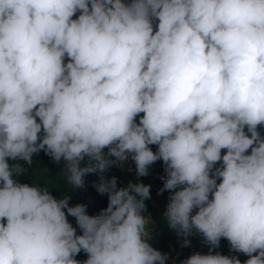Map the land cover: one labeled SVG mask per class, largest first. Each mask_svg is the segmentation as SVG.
Here are the masks:
<instances>
[{
    "label": "clouds",
    "instance_id": "obj_1",
    "mask_svg": "<svg viewBox=\"0 0 264 264\" xmlns=\"http://www.w3.org/2000/svg\"><path fill=\"white\" fill-rule=\"evenodd\" d=\"M261 127L264 0H0V264L169 260L144 214L151 185L101 176L108 204L89 215L14 178L41 151L74 189L162 161L157 195L170 193L163 217L181 247L195 230L264 264ZM181 264L242 262L210 249Z\"/></svg>",
    "mask_w": 264,
    "mask_h": 264
},
{
    "label": "trees",
    "instance_id": "obj_2",
    "mask_svg": "<svg viewBox=\"0 0 264 264\" xmlns=\"http://www.w3.org/2000/svg\"><path fill=\"white\" fill-rule=\"evenodd\" d=\"M125 2H130V0H125ZM138 119L139 118H137V120ZM259 130L264 134V127H261ZM150 147H152L153 151L156 150L155 145ZM107 151V149L104 150L106 156ZM107 158L115 160V157ZM87 163L88 161H83L81 166L83 167ZM119 166H110L103 173L97 171L95 173L86 174L83 177L84 186L82 188L74 189L73 186L69 184L66 176L62 174V165H57L49 156L41 151L38 155L33 157V164L30 167L25 165L28 169L25 175L14 178L20 183H28L29 185L36 183L39 184L41 188L47 186L51 194L57 199L69 195L71 196L69 206L84 204L87 206V214L93 216L99 214V212L106 208L108 204L107 194H100L94 186L101 182V176H103L104 180L116 177L118 187L126 186L129 181L137 182V180H139L144 184L151 185V199L145 201L147 211L144 214L146 216L149 215L155 222L154 239L152 241L153 247L160 250L162 253L179 248L185 250L191 248L193 253L200 252L201 254H208L211 249L213 254L219 252L228 256L236 255L243 264L245 261L243 256L246 255L230 251L229 242L226 239H221L219 248H212L211 245L205 242L204 237L195 230L193 235L189 237L191 246L181 247L182 239L178 238L175 232L168 228L167 222L163 217L170 193L165 191L162 195H157L158 190L163 186V181L160 179V177L164 175L162 161H157L150 166L148 176L139 178L135 175V165L131 161L124 162ZM130 168L132 171H129ZM44 169H47L48 171H45ZM68 220L74 227H76V220L74 217L69 216ZM77 234H80L78 228ZM76 259L80 261L86 260L87 254L81 251V253L76 256Z\"/></svg>",
    "mask_w": 264,
    "mask_h": 264
},
{
    "label": "rangeland",
    "instance_id": "obj_3",
    "mask_svg": "<svg viewBox=\"0 0 264 264\" xmlns=\"http://www.w3.org/2000/svg\"><path fill=\"white\" fill-rule=\"evenodd\" d=\"M165 253L169 254V260L166 262V264H173V261H175V264H181V261L193 254V250L191 248H188V250L179 248ZM243 259L246 260L248 257L243 256Z\"/></svg>",
    "mask_w": 264,
    "mask_h": 264
},
{
    "label": "built area",
    "instance_id": "obj_4",
    "mask_svg": "<svg viewBox=\"0 0 264 264\" xmlns=\"http://www.w3.org/2000/svg\"><path fill=\"white\" fill-rule=\"evenodd\" d=\"M78 15V14H77ZM75 18V17H74Z\"/></svg>",
    "mask_w": 264,
    "mask_h": 264
}]
</instances>
